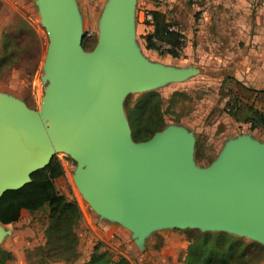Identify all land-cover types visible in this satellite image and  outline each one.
<instances>
[{"label":"water","instance_id":"95a60500","mask_svg":"<svg viewBox=\"0 0 264 264\" xmlns=\"http://www.w3.org/2000/svg\"><path fill=\"white\" fill-rule=\"evenodd\" d=\"M37 3L49 39L48 92L38 109L0 93V197L61 152L83 165L73 179L90 207L139 239L152 227L172 225L224 231L264 246V142L238 135L199 167L193 134L180 125L132 139L123 97L199 72L140 52L136 0L106 2L90 51L82 45L73 0Z\"/></svg>","mask_w":264,"mask_h":264},{"label":"rangeland","instance_id":"374dc122","mask_svg":"<svg viewBox=\"0 0 264 264\" xmlns=\"http://www.w3.org/2000/svg\"><path fill=\"white\" fill-rule=\"evenodd\" d=\"M107 1L73 0L79 36L86 51L92 50L97 44L100 20ZM178 3L181 4L180 9L167 14L173 17L180 15L186 24L180 25L178 20L167 18L184 32L183 51L177 57L160 52L148 51L146 54L152 62L199 69V74L188 80L166 84L155 90L161 96L166 126L183 124L194 131L196 144L193 160L197 166L205 167L216 159L226 138L248 130L246 126L238 125L235 118L226 112L225 102L241 97L243 102L238 108L241 117L244 104L251 103L256 109L264 111V98L239 89L233 78L229 77L225 81L227 70L222 64L225 53L221 51V21L213 18L209 10L207 22L201 20L199 7L191 0ZM150 5L149 0H139L136 7L138 43H142L147 34L144 15L151 9ZM201 6L206 9L205 0ZM187 20H191V26H188ZM48 46L49 39L37 0H0V59L3 57L0 63V93L29 108L38 109L49 86L46 76ZM141 93L129 92L123 99L129 95L133 102ZM255 134L260 138L259 142H264V131L256 130ZM57 160H60L64 172L53 180L55 190L59 195L74 201L80 210V221L76 228L78 257L72 263L57 261L48 264H82L88 260L97 243L100 250H109L114 258L124 256L131 264H182L188 244V228L172 225L152 227L139 239L134 230L100 216L84 200L73 179L77 169L83 165L61 152L54 154L53 161ZM45 225V210H23L18 221L0 225L3 230L0 247L13 257L5 264H27L26 251L45 242ZM243 238L253 240L245 236ZM258 264H264V259Z\"/></svg>","mask_w":264,"mask_h":264},{"label":"trees","instance_id":"16d2710c","mask_svg":"<svg viewBox=\"0 0 264 264\" xmlns=\"http://www.w3.org/2000/svg\"><path fill=\"white\" fill-rule=\"evenodd\" d=\"M152 17L153 31L145 35L146 49L156 50L153 38L172 45L167 53L177 57L174 47L179 43V35L169 31L173 24L165 21L159 11H148ZM83 45V44H82ZM85 49V45H83ZM3 57L0 59V63ZM229 79H225L227 81ZM224 81V82H225ZM238 88L253 92L254 96L264 98V90L253 91L234 81ZM241 97H234L225 102L226 112L236 120L250 123V129H264V111L256 109L251 103L244 104L243 115L239 117ZM124 111L130 127L131 137L135 141L150 138L156 131L166 126L161 108V96L157 90L139 94L132 102L127 96L123 102ZM236 112V113H235ZM59 160L50 162L42 169L30 175V181L15 190L5 191L0 197V223L10 224L19 220L23 210L35 212L45 210V242L26 251L27 264H48L63 261L72 263L78 257V234L76 228L80 221V210L76 203L59 195L53 180L63 175ZM188 244L182 264H258L264 259V246L256 241H248L224 231L187 230ZM13 257L9 251L0 247V264H5ZM82 264H131L124 256L114 258L109 250H100L97 243L93 246L87 261Z\"/></svg>","mask_w":264,"mask_h":264},{"label":"crops","instance_id":"0c3cea01","mask_svg":"<svg viewBox=\"0 0 264 264\" xmlns=\"http://www.w3.org/2000/svg\"><path fill=\"white\" fill-rule=\"evenodd\" d=\"M149 1L151 3V9L148 11H159L167 22H169V18L167 17H170L174 20H178L180 25L186 24L180 15L178 17L177 14L173 17L172 14H167L170 11L177 12V9H180L181 6L178 2H181V0H167L164 3H159L157 0ZM138 2L139 0H136L135 3V39L140 52L147 57L146 52L157 53L158 51L146 49L145 35L142 43H138L137 41L136 23L138 17L136 18V7L138 6ZM205 8L206 11H210L213 18H218L221 21V51L225 53L224 58L222 59V64L226 66L227 79L229 77L233 78L234 81L239 82L243 87L252 89L253 91L264 90V0H205ZM144 20V23H146L147 34L151 33L153 31L152 21ZM201 20L207 22L208 19L205 20L201 18ZM187 22L188 26L192 25L191 20H187ZM234 52L237 54L234 55ZM198 74L199 72L196 75ZM235 121L238 122V125L246 126L248 130H242L241 132H237L235 135L226 138L218 151V155L223 149L225 143L229 139L235 138L238 135L249 134L252 138L258 141L260 140L255 134V131H264L263 128L258 127L250 129L249 122L236 119ZM179 125L192 132L194 139V152L196 144L194 131L186 125Z\"/></svg>","mask_w":264,"mask_h":264},{"label":"built area","instance_id":"2783aa9c","mask_svg":"<svg viewBox=\"0 0 264 264\" xmlns=\"http://www.w3.org/2000/svg\"><path fill=\"white\" fill-rule=\"evenodd\" d=\"M157 1L159 3H164L167 0H157ZM191 1L194 5L199 7V11H200L202 19H205V20L208 19L209 15H208L207 11L205 9H203V6H201L203 3V0H191ZM144 18L146 20L152 21L151 14L148 12L145 13ZM169 31L176 32L179 35V37H178L179 43L177 46L174 47L175 52L179 55V53H181L184 49V41H185L184 32L182 29L179 28L178 25H175V24H172L169 27ZM153 43L156 47V51H158L160 53H167L170 49H172V45L166 41H161V40L153 38Z\"/></svg>","mask_w":264,"mask_h":264}]
</instances>
